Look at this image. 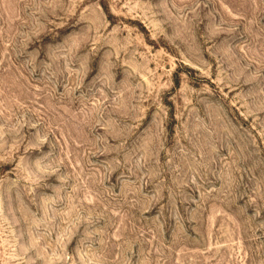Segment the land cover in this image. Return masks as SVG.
I'll return each mask as SVG.
<instances>
[{"label": "rangeland", "instance_id": "374dc122", "mask_svg": "<svg viewBox=\"0 0 264 264\" xmlns=\"http://www.w3.org/2000/svg\"><path fill=\"white\" fill-rule=\"evenodd\" d=\"M0 264H264V0H0Z\"/></svg>", "mask_w": 264, "mask_h": 264}]
</instances>
